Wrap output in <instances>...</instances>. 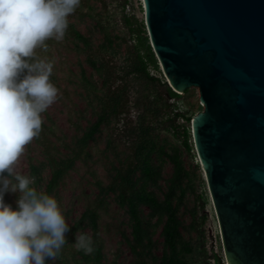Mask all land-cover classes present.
Wrapping results in <instances>:
<instances>
[{"label": "rangeland", "instance_id": "rangeland-1", "mask_svg": "<svg viewBox=\"0 0 264 264\" xmlns=\"http://www.w3.org/2000/svg\"><path fill=\"white\" fill-rule=\"evenodd\" d=\"M68 25L87 45L64 35L60 41L47 40V50L36 49V58L53 65L50 82L58 96L41 114L39 137L25 147L15 166L16 173L34 178L30 187L37 192H45L58 172L48 195L57 200L69 231L59 255L46 264H216L215 259L224 264L190 121L174 117L175 112L192 117L202 111L198 90L171 100L158 64L157 69L147 65L152 81L129 73L136 53L143 55L139 39L147 37L141 0H80ZM99 118L92 137L81 142ZM185 128L189 150L181 143ZM173 154L184 173L170 199L179 234L170 254L160 235L162 223L155 225L157 216L145 205L138 206L141 226L134 237L119 194L127 195L129 186L140 192L143 185L164 210ZM19 196V191L6 192L4 202L17 210ZM81 234L91 238L99 259L75 247Z\"/></svg>", "mask_w": 264, "mask_h": 264}, {"label": "water", "instance_id": "water-1", "mask_svg": "<svg viewBox=\"0 0 264 264\" xmlns=\"http://www.w3.org/2000/svg\"><path fill=\"white\" fill-rule=\"evenodd\" d=\"M141 3L167 86L198 90L190 133L225 262L264 264V0Z\"/></svg>", "mask_w": 264, "mask_h": 264}, {"label": "clouds", "instance_id": "clouds-1", "mask_svg": "<svg viewBox=\"0 0 264 264\" xmlns=\"http://www.w3.org/2000/svg\"><path fill=\"white\" fill-rule=\"evenodd\" d=\"M79 5L80 0H0V264H46L67 243L69 226L57 200L30 187L34 178L16 173L15 166L39 137L41 114L58 96L50 82L53 65L36 58V49L64 38ZM17 191L13 210L4 195ZM75 247L94 251L83 234Z\"/></svg>", "mask_w": 264, "mask_h": 264}, {"label": "trees", "instance_id": "trees-1", "mask_svg": "<svg viewBox=\"0 0 264 264\" xmlns=\"http://www.w3.org/2000/svg\"><path fill=\"white\" fill-rule=\"evenodd\" d=\"M144 27V24H143ZM69 30H66L65 35H68L72 37L74 40L81 42L84 46L87 45V41L82 38V36L71 26L68 25ZM139 44L143 48V55H139L136 53V63L133 65V69L130 70L129 73L131 74H140L142 75L145 79L147 80H153L152 77L149 76L148 71H147V65L151 66L153 69H157V60L153 54V51L150 47L148 38L145 36L143 38L139 39ZM164 85L165 93H166V98H170L171 100L178 98L179 95L174 93L169 87ZM187 90L184 91V93ZM158 99V100H157ZM156 100L154 99L153 102L155 103V106L157 103H159V100L161 98H157ZM160 106V105H158ZM157 107V106H156ZM123 110H121L119 113H121ZM118 112H116L117 114ZM174 117L180 118L184 122L188 123L190 121L191 116L187 115L185 113H179L175 112ZM100 121V118L97 120L96 123L91 126V128L84 133V135L81 138V142H85L87 139L92 137L93 132L96 130V127L98 125V122ZM174 136H177V132L173 131L172 133ZM181 143L183 147L186 150H189V145H188V130L185 128L183 130L182 135H181ZM170 161L172 163V172L170 177L168 178L167 182V190L166 194L164 197V204H165V209L161 210V208L156 207V201L154 197L151 194H147L144 191V187L142 185L141 191H137L133 189L131 186H129V191L127 195H125L122 191L119 194V205L123 206L126 205L128 207V211L130 214V221L133 222V234L134 237L137 234L138 229L141 226V223L138 218V206L139 205H145L147 206L152 213H155L157 216V220L155 225H158L159 223H162V229L160 232V235L162 236L163 239V245L166 251H168L170 254H173L175 251L174 244L176 242V239H178L179 234L177 232V226H178V221L177 218L175 217V212L174 209L171 207L170 204V199L172 198L173 191H174V186L180 182L181 176L183 175L182 167L181 164L175 154L170 156ZM57 171L53 172L52 177L50 182L48 183L45 193L48 194L51 188L54 186L55 179L57 177ZM148 174H146L147 176ZM149 177V176H148ZM122 180H125V178H122ZM92 216H90L91 219ZM163 217H165L163 219ZM91 228H94V224L91 223ZM134 241L137 243L138 242L135 238H133ZM93 255L95 256V259H99V253L97 250H94ZM84 259H87L86 256H82ZM216 260V264H220L219 260Z\"/></svg>", "mask_w": 264, "mask_h": 264}, {"label": "bare ground", "instance_id": "bare-ground-1", "mask_svg": "<svg viewBox=\"0 0 264 264\" xmlns=\"http://www.w3.org/2000/svg\"><path fill=\"white\" fill-rule=\"evenodd\" d=\"M224 264H226V262L224 261Z\"/></svg>", "mask_w": 264, "mask_h": 264}]
</instances>
